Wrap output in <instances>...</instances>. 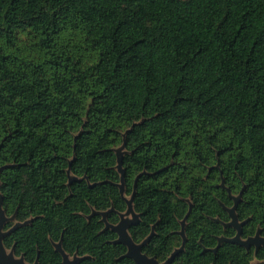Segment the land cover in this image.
I'll list each match as a JSON object with an SVG mask.
<instances>
[{
    "label": "trees",
    "instance_id": "obj_1",
    "mask_svg": "<svg viewBox=\"0 0 264 264\" xmlns=\"http://www.w3.org/2000/svg\"><path fill=\"white\" fill-rule=\"evenodd\" d=\"M133 193L160 263L185 241L171 264H264L219 244L241 193V237H264V0H0L6 250L136 264L106 227Z\"/></svg>",
    "mask_w": 264,
    "mask_h": 264
},
{
    "label": "water",
    "instance_id": "obj_2",
    "mask_svg": "<svg viewBox=\"0 0 264 264\" xmlns=\"http://www.w3.org/2000/svg\"><path fill=\"white\" fill-rule=\"evenodd\" d=\"M118 170L121 173L120 191H121L122 195L125 196V182H124L125 171H124L123 166H122L121 158H119V160H118ZM223 185H224V183H223ZM241 196H242V193L239 194L237 197H235L234 198V201H235L234 206L228 209L230 216L232 218V221L228 225L234 226L238 230V232L234 238H230V239H228L226 237L219 238V244L224 240H229L231 242H234V243H237L241 246H244L246 249H249L252 245H255L256 249H258L260 246L264 247V237H262L260 235L259 231L256 233L255 236L248 237L247 239H243L241 237L242 236V229H241L242 223L239 222L238 216L236 214V208H237L239 201L241 200ZM126 199L128 202L127 213L130 212L133 215V218L132 219L125 218V213H124V214H121V220L117 225H112L110 223H107L106 227L112 228L115 232L118 233V235H119L118 241L120 243L125 244L128 247V252L126 255L128 257L134 259L136 264H171L176 253L179 250H182L184 248L185 241H184L182 247L180 249L176 250L171 255V257L163 263H160L155 258L149 257L147 254L143 253L142 247L148 239L144 240L141 244H137L136 242L133 241V239L131 238V236L129 234V228L132 225L136 224L138 219H139V216L135 212L134 206H133L134 193L131 196V198L126 197ZM103 216H104V220L106 221V212L103 213ZM7 219L8 218L6 217L5 212L3 210V197L0 196V264H27L25 262L23 256L22 257H16V255L14 254L13 251L8 252L6 250V248L4 247L3 237L11 231V230H9V231L3 230L4 223ZM184 224H185V221L182 222L183 228H182L181 234L185 239ZM56 247H57V250L63 255L64 264H76L77 263L78 258L75 257L74 260H71L68 256V254H66L64 252L61 243H58L56 245Z\"/></svg>",
    "mask_w": 264,
    "mask_h": 264
},
{
    "label": "rangeland",
    "instance_id": "obj_3",
    "mask_svg": "<svg viewBox=\"0 0 264 264\" xmlns=\"http://www.w3.org/2000/svg\"><path fill=\"white\" fill-rule=\"evenodd\" d=\"M125 218H127V219H132V218H133V215H132L130 212L125 213ZM8 252H9V251H8ZM253 263L255 264L256 261H254Z\"/></svg>",
    "mask_w": 264,
    "mask_h": 264
},
{
    "label": "flooded vegetation",
    "instance_id": "obj_4",
    "mask_svg": "<svg viewBox=\"0 0 264 264\" xmlns=\"http://www.w3.org/2000/svg\"><path fill=\"white\" fill-rule=\"evenodd\" d=\"M9 252H10V251H9ZM68 256H69V255H68ZM16 257H17V256H16ZM20 257H22V256H20ZM23 258H24V257H23ZM69 258H70L71 260H74L75 257L72 258V257L69 256ZM77 258H78V257H77ZM24 260H25V259H24ZM25 262H26V261H25ZM63 262H64V260H63ZM77 262H78V261H77ZM26 263H27V262H26ZM27 264H28V263H27ZM34 264H35V263H34ZM76 264H77V263H76ZM252 264H254V263H252ZM255 264H257V261H256Z\"/></svg>",
    "mask_w": 264,
    "mask_h": 264
}]
</instances>
